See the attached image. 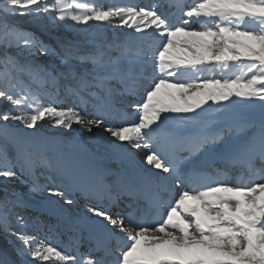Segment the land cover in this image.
<instances>
[{"label":"snow or ice","instance_id":"snow-or-ice-1","mask_svg":"<svg viewBox=\"0 0 264 264\" xmlns=\"http://www.w3.org/2000/svg\"><path fill=\"white\" fill-rule=\"evenodd\" d=\"M28 16L86 38L131 32L52 48L14 22ZM211 61L220 78L202 75ZM126 96L141 97L131 112ZM39 123L59 131L39 136ZM74 124L113 138L131 171L90 169L85 186L57 151ZM0 184L21 264H264V0H0ZM69 189L95 203L71 212ZM33 192L76 234L72 249L28 230Z\"/></svg>","mask_w":264,"mask_h":264},{"label":"bare ground","instance_id":"bare-ground-1","mask_svg":"<svg viewBox=\"0 0 264 264\" xmlns=\"http://www.w3.org/2000/svg\"><path fill=\"white\" fill-rule=\"evenodd\" d=\"M103 3H112V2H126V3H139L142 5L146 4H155L158 2V0H101ZM174 11V9L172 10ZM14 21L19 22L20 19L15 18ZM22 22V20H21ZM24 22V21H23ZM93 24H99L101 22H90ZM26 26L32 27L33 30H36L38 33L36 34L41 39L47 37V39L52 40L54 38L57 39V41H60L61 38L67 39V42L71 44L76 43H82L87 42L88 39H91L92 37L96 36H102L106 40H116L121 39V37L124 38L125 33H130V29H124V28H102L97 30L96 28L88 29V33L90 34L87 38L80 33L72 30L71 32H66L67 36L65 35V32L61 30L59 32V36L52 37L48 34H44V32L41 30L43 28H37L34 27L33 23L29 24V22H25ZM195 30H200L199 26L194 25L193 26ZM45 29V28H44ZM84 29L81 31L83 32ZM66 37V38H65ZM52 48H58L54 41L52 43H48ZM25 58V57H22ZM49 59L52 61L53 66L59 67V60H55V57H49ZM75 63V62H73ZM215 61L207 62L206 64V70L204 73H202L203 76H215L216 78H220L222 73H214L212 70V64H214ZM65 69V66H64ZM233 72H235L233 70ZM232 73H228V75H231ZM199 75V74H198ZM170 91L176 92L175 89H172ZM211 103V102H209ZM207 107V105H205ZM215 107V105H213ZM167 115V114H164ZM46 125L39 123L37 126V135L39 136H53L57 133V129H49L51 131H43L44 128H48ZM73 129L75 131L66 130L64 134V143L59 145L57 148V151L61 154H66L71 156V158L79 165H81L84 169V182L85 186L87 183L92 179L90 175V169H97V170H110L112 173H125L130 172V162L135 161V157H129L128 159H122L121 155L118 151H113L109 149L108 144L113 139L111 137H107L106 134H101L95 137H91V134L83 132L77 125H73ZM94 131H97L94 129ZM75 137L76 141H73L72 138ZM78 141V142H77ZM135 150H133L134 152ZM138 155V154H137ZM138 163V161H136ZM50 181L41 180V183H49ZM19 183V182H17ZM67 183V182H66ZM20 186V185H19ZM23 187L24 192L28 193V185L21 184ZM71 190V194H67L69 199L73 200V204L71 206L65 205L66 208H69L71 212L74 213H81L86 211V208L90 206L91 204L95 203L94 200L88 199L81 191L77 190ZM29 195L36 196L35 199H38V202L34 204L37 206V209H40L41 212L38 213L36 224L31 227L29 230L30 232L39 234L41 237L47 236L49 238L50 243L53 246H56L59 250H67L69 249L67 244L65 242H61L63 238L68 234L69 228L67 226V221L65 218L59 214L57 211L53 210L50 206H48L45 201L48 199L45 193L42 192H33ZM63 203V201H61ZM37 229V230H36ZM5 232H9L5 231ZM4 234V232H2ZM15 242L12 245H9L7 243H3L0 241V260L5 259L6 261H9L10 264H21V261L23 260V257L16 256L17 248L19 246V241L17 240L15 236ZM3 245L6 249L9 250V254L6 255L4 252ZM16 248L14 251L13 249ZM15 254V255H14Z\"/></svg>","mask_w":264,"mask_h":264},{"label":"rangeland","instance_id":"rangeland-1","mask_svg":"<svg viewBox=\"0 0 264 264\" xmlns=\"http://www.w3.org/2000/svg\"><path fill=\"white\" fill-rule=\"evenodd\" d=\"M18 19H20L19 22L17 21H14L17 25H19L20 27H22L23 29L29 31V32H34L35 34H37L38 32L36 30H33L32 27H29V26H26L25 22H29V24H32L34 25V27H37V28H43L41 29L44 34H48L52 37H56V36H59V32L61 30H63L65 32V35L67 36L66 32H71L73 29L71 28H67V27H58V28H52L50 25L47 24V22L45 21H42L40 20L39 18L37 17H32V16H28V17H17ZM22 20V22H21ZM24 21V22H23ZM78 28H81V31L83 30L82 26H77ZM45 28V29H44ZM66 38V37H65ZM43 40L46 42V43H52V41L55 42L56 46L59 48V46L61 44L63 45H70L68 42H67V39H64V38H61L60 41H57L56 38L52 39L49 41V39H47V37L45 36V38H43ZM54 48V47H53ZM13 52H15V50H13ZM55 60H58V59H55ZM246 62V61H245ZM234 71H236L235 69H233ZM215 72L216 74L219 73L220 71L214 69L212 70V72ZM213 72V73H214ZM256 115L258 116L259 115V112H258V109L256 110ZM38 126V125H37ZM46 127V126H45ZM51 131L49 130V128H44L43 127V131ZM55 163V160L53 161ZM23 180V178H21ZM51 183V181L49 182ZM20 185V186H19ZM0 189H3V185L0 184ZM15 190L18 191V192H23V193H27V192H24L23 190V187L21 186V183H17L16 182V186H15ZM3 195H4V192L2 190H0V198H3ZM30 197V200L31 201H35L36 203L38 202V199H35V196H29L28 194V198L29 199ZM35 199V200H34ZM37 230V229H36ZM2 232H4V234H2ZM15 236L12 235V230H9V232H5V230L3 229V227H0V241L3 242V243H7L9 245H13L14 242H15ZM3 248H4V252L6 255L9 254V250H11V247L10 249H6L3 245ZM14 251L16 250V248L13 249ZM16 256L19 255L18 252H16ZM15 255V254H14ZM1 260H5V259H1Z\"/></svg>","mask_w":264,"mask_h":264}]
</instances>
